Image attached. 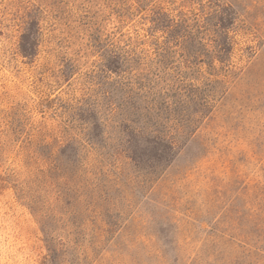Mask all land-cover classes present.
<instances>
[{
    "label": "rangeland",
    "instance_id": "1",
    "mask_svg": "<svg viewBox=\"0 0 264 264\" xmlns=\"http://www.w3.org/2000/svg\"><path fill=\"white\" fill-rule=\"evenodd\" d=\"M0 264H264V0H0Z\"/></svg>",
    "mask_w": 264,
    "mask_h": 264
},
{
    "label": "trees",
    "instance_id": "2",
    "mask_svg": "<svg viewBox=\"0 0 264 264\" xmlns=\"http://www.w3.org/2000/svg\"><path fill=\"white\" fill-rule=\"evenodd\" d=\"M22 53H23L24 55H29L28 52H27L26 50H24V48H22Z\"/></svg>",
    "mask_w": 264,
    "mask_h": 264
}]
</instances>
